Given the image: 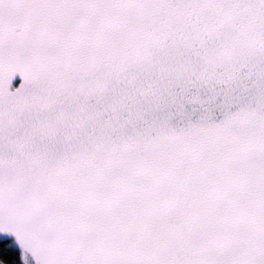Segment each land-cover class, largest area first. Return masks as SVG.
Listing matches in <instances>:
<instances>
[{
	"label": "snow or ice",
	"instance_id": "6c2138e0",
	"mask_svg": "<svg viewBox=\"0 0 264 264\" xmlns=\"http://www.w3.org/2000/svg\"><path fill=\"white\" fill-rule=\"evenodd\" d=\"M0 264H264V0H0Z\"/></svg>",
	"mask_w": 264,
	"mask_h": 264
}]
</instances>
